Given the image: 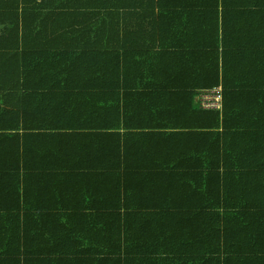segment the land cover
Listing matches in <instances>:
<instances>
[{
    "label": "trees",
    "instance_id": "16d2710c",
    "mask_svg": "<svg viewBox=\"0 0 264 264\" xmlns=\"http://www.w3.org/2000/svg\"><path fill=\"white\" fill-rule=\"evenodd\" d=\"M0 264H264V0H0Z\"/></svg>",
    "mask_w": 264,
    "mask_h": 264
},
{
    "label": "crops",
    "instance_id": "0c3cea01",
    "mask_svg": "<svg viewBox=\"0 0 264 264\" xmlns=\"http://www.w3.org/2000/svg\"><path fill=\"white\" fill-rule=\"evenodd\" d=\"M56 78L58 80H60V81H64V82L67 83V82H69L72 79V76H68V77H66V76H56ZM47 80L51 81V80H54V79L52 78V76L48 75L47 76ZM24 88H25V86H20V93H22L24 91ZM34 90H35V94H37V97H36L37 100L41 99L40 96H42V99H45V97L39 92L40 88L39 89H34ZM63 92H64V96L66 98L67 94L69 93V91H63ZM130 132H134V135L131 136V137H134V138H131V140H130V141H132V144H137V145L141 146L143 151H146V152L150 153L149 157H150L151 161H153V163L157 164L160 160H162V157H160V156H162V154H164L163 151H164V147L166 146V145H163V142L159 143V141L156 140L155 138L154 139H150L146 135H142L138 131V129H136V130L135 129H131ZM143 132H147V130L144 129ZM156 149H157V151H153V150H156ZM153 152H158V153L152 154ZM129 161L131 162V165L134 166L135 163H134V160L132 159V157H130ZM132 175H134V174H132ZM88 180L89 179L87 177H84V182H85V184L87 186L89 184H91V183H94V182H89ZM81 188L82 189L85 188L83 184H81ZM149 194H151V193H149ZM144 195H146V194H144ZM136 205H134V206H136ZM154 206L155 205H152V207H151L149 205V207H148L147 204H143L140 207L138 206L137 210H143L145 215H151V213L154 212L153 211L154 210ZM133 209L134 208H132V210ZM62 252H63L64 258L68 259L69 256L66 255V252H64V251H62Z\"/></svg>",
    "mask_w": 264,
    "mask_h": 264
},
{
    "label": "built area",
    "instance_id": "2783aa9c",
    "mask_svg": "<svg viewBox=\"0 0 264 264\" xmlns=\"http://www.w3.org/2000/svg\"><path fill=\"white\" fill-rule=\"evenodd\" d=\"M201 104L204 109L221 111L223 109L222 87L204 93L201 97Z\"/></svg>",
    "mask_w": 264,
    "mask_h": 264
}]
</instances>
